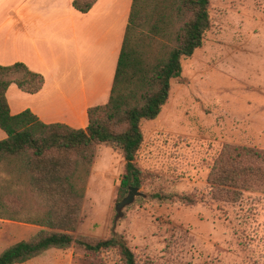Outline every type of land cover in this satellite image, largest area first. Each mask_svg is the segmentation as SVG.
I'll return each instance as SVG.
<instances>
[{
	"label": "rangeland",
	"instance_id": "obj_1",
	"mask_svg": "<svg viewBox=\"0 0 264 264\" xmlns=\"http://www.w3.org/2000/svg\"><path fill=\"white\" fill-rule=\"evenodd\" d=\"M211 28L182 60L159 117L143 121L140 192L115 224L125 175L120 150H96L77 235L124 241L139 264H264V194L211 200L207 182L225 144L264 151V0H211ZM0 134H5L0 129ZM192 195L194 206L155 194ZM40 228L0 219V254ZM25 264H123L119 250L52 249Z\"/></svg>",
	"mask_w": 264,
	"mask_h": 264
},
{
	"label": "trees",
	"instance_id": "obj_2",
	"mask_svg": "<svg viewBox=\"0 0 264 264\" xmlns=\"http://www.w3.org/2000/svg\"><path fill=\"white\" fill-rule=\"evenodd\" d=\"M98 0H74L89 12ZM211 0H133L115 78L107 104L88 110L89 124L73 129L45 124L30 110L12 115L7 100L15 84L38 93L44 77L25 64L0 66V219L40 228L0 254V264H25L49 250L71 247L89 253L119 250L123 264H139L134 252L114 235H77L87 182L97 147L122 152L125 175L118 197L142 187L136 157L143 144V121H154L170 97L171 82L182 76V60L201 48L211 28ZM211 200L237 204L245 192L264 194V151L225 144L208 180ZM162 203L194 206L192 195L155 194Z\"/></svg>",
	"mask_w": 264,
	"mask_h": 264
},
{
	"label": "crops",
	"instance_id": "obj_3",
	"mask_svg": "<svg viewBox=\"0 0 264 264\" xmlns=\"http://www.w3.org/2000/svg\"><path fill=\"white\" fill-rule=\"evenodd\" d=\"M73 2L0 0V66L23 63L45 80L36 94L9 87L12 115L85 129L88 110L108 103L133 0H98L87 13Z\"/></svg>",
	"mask_w": 264,
	"mask_h": 264
},
{
	"label": "water",
	"instance_id": "obj_4",
	"mask_svg": "<svg viewBox=\"0 0 264 264\" xmlns=\"http://www.w3.org/2000/svg\"><path fill=\"white\" fill-rule=\"evenodd\" d=\"M144 196L145 195H143L140 192V188L130 187L128 190L127 196L123 198L122 201L116 206L117 216L115 218V224L118 222V220L121 217H123L124 215L123 211L127 206H130L131 204H133L137 197H144Z\"/></svg>",
	"mask_w": 264,
	"mask_h": 264
}]
</instances>
